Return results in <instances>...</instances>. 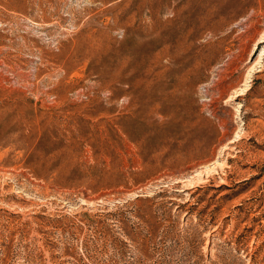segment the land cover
Segmentation results:
<instances>
[{"label":"rangeland","instance_id":"obj_1","mask_svg":"<svg viewBox=\"0 0 264 264\" xmlns=\"http://www.w3.org/2000/svg\"><path fill=\"white\" fill-rule=\"evenodd\" d=\"M0 264H264V0H0Z\"/></svg>","mask_w":264,"mask_h":264}]
</instances>
